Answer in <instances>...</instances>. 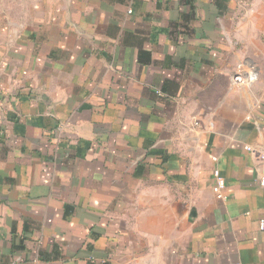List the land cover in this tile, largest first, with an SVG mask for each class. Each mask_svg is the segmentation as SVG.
I'll return each instance as SVG.
<instances>
[{"label":"crops","instance_id":"0c3cea01","mask_svg":"<svg viewBox=\"0 0 264 264\" xmlns=\"http://www.w3.org/2000/svg\"><path fill=\"white\" fill-rule=\"evenodd\" d=\"M0 99V264H264V0H0Z\"/></svg>","mask_w":264,"mask_h":264},{"label":"built area","instance_id":"2783aa9c","mask_svg":"<svg viewBox=\"0 0 264 264\" xmlns=\"http://www.w3.org/2000/svg\"><path fill=\"white\" fill-rule=\"evenodd\" d=\"M233 80L238 85H251L258 80V74L254 70L249 71L246 70L244 67L239 66L233 76ZM1 110H2V102L0 99V118H1ZM247 150L252 152L253 149L251 147H247ZM258 158L261 161H264V153H260ZM216 160L217 158H214V161ZM214 177H215V185L213 190L216 197L220 200H226L225 190L227 187V181L225 177L221 174L219 169L215 170ZM256 183L260 187L264 188V176L258 177V179H256ZM260 229L264 230V220H262L260 223Z\"/></svg>","mask_w":264,"mask_h":264}]
</instances>
